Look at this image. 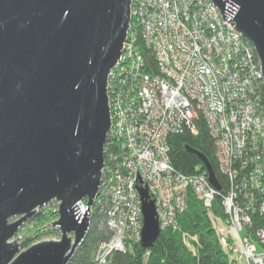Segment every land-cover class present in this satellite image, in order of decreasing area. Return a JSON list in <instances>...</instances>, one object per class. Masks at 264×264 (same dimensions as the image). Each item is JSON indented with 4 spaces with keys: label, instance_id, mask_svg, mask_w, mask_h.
<instances>
[{
    "label": "built area",
    "instance_id": "1",
    "mask_svg": "<svg viewBox=\"0 0 264 264\" xmlns=\"http://www.w3.org/2000/svg\"><path fill=\"white\" fill-rule=\"evenodd\" d=\"M130 9L106 80L111 126L93 203L107 235L91 264H108L114 250L140 238V188L153 200L159 229L179 228L189 192L207 209L221 194L229 228L222 247L236 264H264L263 79L253 45L211 0H131ZM198 114L214 138L226 193L206 169L183 173L171 164L168 136L194 130Z\"/></svg>",
    "mask_w": 264,
    "mask_h": 264
},
{
    "label": "water",
    "instance_id": "2",
    "mask_svg": "<svg viewBox=\"0 0 264 264\" xmlns=\"http://www.w3.org/2000/svg\"><path fill=\"white\" fill-rule=\"evenodd\" d=\"M211 1L253 45L264 84V0ZM130 5L0 0V264H67L83 240L110 128L106 80ZM196 153L220 190L206 156ZM139 191L141 237L152 239L159 231L154 203L145 188ZM52 200L58 217L50 225L59 238L21 249L18 228Z\"/></svg>",
    "mask_w": 264,
    "mask_h": 264
},
{
    "label": "trees",
    "instance_id": "3",
    "mask_svg": "<svg viewBox=\"0 0 264 264\" xmlns=\"http://www.w3.org/2000/svg\"><path fill=\"white\" fill-rule=\"evenodd\" d=\"M259 88L264 101V84L260 83ZM196 125V133L188 129L168 136L171 164L183 173L204 171L205 167L196 151L203 153L223 192L228 182L217 166L214 138L202 115H198ZM104 145H107V141ZM220 199L221 194H217L212 207L207 209L189 192L187 207L178 215L179 228L159 229L152 239L140 237L132 244V248L114 250L108 264H236L229 251L220 243V235L224 231L214 222V219L222 222L224 217ZM91 210L89 227L67 264H91L98 241L107 235L103 214L96 208L95 203ZM55 212L49 202L37 210L31 219L34 229L23 237V246L30 244L39 234L54 232L50 221ZM260 223L261 220L254 221L253 225L259 226Z\"/></svg>",
    "mask_w": 264,
    "mask_h": 264
},
{
    "label": "rangeland",
    "instance_id": "4",
    "mask_svg": "<svg viewBox=\"0 0 264 264\" xmlns=\"http://www.w3.org/2000/svg\"><path fill=\"white\" fill-rule=\"evenodd\" d=\"M95 197H96V196H95ZM85 202H86V199H85ZM85 202L83 201V204H82V205H79L78 208H81V209L84 208L85 205H86ZM49 203H50V207H51L52 209H55V210H56V207H57V201L52 200V201H49ZM47 204H48V203H47ZM91 209H92V206H91ZM90 212H92V210H90ZM90 214H91V213H90ZM33 217H34V215H33L31 218H29V219H27L26 221H24V222L20 225V227L18 228V230H17L16 236H19V237H18V242H19V244H20V248H21V249L26 248L27 246H29L30 244H32V243H34V242H36V241H39V240H42V239H49V238H59V236H60L59 230H58L56 227H52V228L54 229V232L51 231V232H44V233H42V234H39V237L34 238V240H33L30 244H28L27 246H23L22 243H21L23 237H24L26 234H30V232H32V230L34 229L33 221H31V219H32ZM57 217H58L57 212H55V216H52L51 221L55 220ZM13 218H14V217H11L10 219H13ZM51 221H50V223H51ZM218 227L221 228L224 232H225V231H226V232L229 231V228H228L227 226H225V224L223 223V221H222V222H219ZM255 244H256L257 246H259V243H258L257 241H255ZM129 248H132V244L129 246ZM260 248H261V247H259V249H260Z\"/></svg>",
    "mask_w": 264,
    "mask_h": 264
},
{
    "label": "bare ground",
    "instance_id": "5",
    "mask_svg": "<svg viewBox=\"0 0 264 264\" xmlns=\"http://www.w3.org/2000/svg\"><path fill=\"white\" fill-rule=\"evenodd\" d=\"M213 2V1H212ZM130 17H131V9H130ZM130 23H131V19H130ZM129 23V24H130ZM198 115H202V114H198ZM204 118V117H203ZM196 119H197V117H196ZM196 119H195V122H196ZM205 119V118H204ZM207 122V121H206ZM110 126H111V120H110ZM109 130H110V128H109ZM184 130H188V128H184L182 131H184ZM181 131V132H182ZM191 132H193V133H196L197 132V125H196V127H195V129L194 130H190ZM109 132V131H108ZM108 134V133H107ZM106 140H107V138H106ZM105 149H106V146L104 145V155H105ZM219 182V181H218ZM220 184V183H219ZM216 189V188H215ZM217 191H218V189H216ZM220 190H221V186H220ZM140 192V191H139ZM138 192V193H139ZM225 193H226V190H225ZM139 195H140V193H139ZM197 197V196H196ZM139 198H140V196H139ZM148 198H150V196H149V194H148ZM197 199V198H196ZM140 200H141V198H140ZM199 200V199H198ZM220 202H221V200H220ZM141 207V206H140ZM187 207V206H186ZM186 207H185V209H186ZM83 209V208H82ZM81 208H79V210L81 211L82 210ZM184 209V210H185ZM222 209V208H221ZM223 212V211H222ZM223 223L225 224V221H224V217H223ZM214 222L216 223V225L218 226V224H219V221L218 220H216V219H214ZM225 226H227L226 224H225ZM141 237V236H140ZM139 240V239H138ZM137 240V241H138ZM136 242V241H135ZM220 243H221V241H220ZM226 250V249H225ZM232 258L234 259V262H235V258H234V256H232Z\"/></svg>",
    "mask_w": 264,
    "mask_h": 264
}]
</instances>
